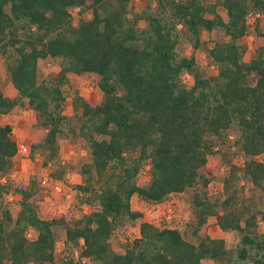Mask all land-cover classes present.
Segmentation results:
<instances>
[{"label": "trees", "instance_id": "1", "mask_svg": "<svg viewBox=\"0 0 264 264\" xmlns=\"http://www.w3.org/2000/svg\"><path fill=\"white\" fill-rule=\"evenodd\" d=\"M129 1L0 0V56L15 89L7 95L0 88V114L14 106L31 108L42 132L30 152L53 157L68 121L62 112L67 72L96 73L100 100L73 98L80 113L69 129L85 140L89 156L80 166L84 183L74 189L84 193L94 179H105L91 208L68 218L41 217L29 200L35 188L5 176L17 143L10 123H0V177L5 176L0 179V264H200L206 257L218 264H264V161L254 158L264 152V44L245 59L240 41L249 18L264 10V0H153L154 9L131 14ZM73 6L90 9V16L72 22ZM139 19L146 25L140 27ZM252 25L262 34L257 17ZM213 27L227 39L207 48L216 72L204 74L194 56L178 54L175 45L179 30L197 46L200 30ZM46 56L60 57L59 67L37 79V60ZM182 71L191 75L188 85L181 82ZM232 123L242 159L229 164L228 172L239 170L244 183L260 194L239 200L226 176L228 193L213 201L206 191L207 155L219 152L229 161L220 148ZM145 161L149 179L138 184L135 176ZM187 188L193 240L175 227L156 226L130 207L133 193L158 202ZM8 193L20 195L14 217L3 209ZM83 200L91 202L88 195ZM209 215L221 230L239 232L232 248L222 236L198 233ZM127 219L137 220L138 235L119 251L109 238ZM53 224L64 227L63 241L71 251L76 247V255L55 256Z\"/></svg>", "mask_w": 264, "mask_h": 264}, {"label": "rangeland", "instance_id": "2", "mask_svg": "<svg viewBox=\"0 0 264 264\" xmlns=\"http://www.w3.org/2000/svg\"><path fill=\"white\" fill-rule=\"evenodd\" d=\"M208 2L212 0H202ZM154 9L153 0H130L127 5L129 14L139 11L144 7ZM72 22L78 18H87L90 16V9L73 6L69 8ZM223 12L221 8H218ZM257 17L258 26L262 34H256L253 29V20ZM137 24L140 27L146 25L144 19H139ZM227 39L219 27L210 29L202 28L198 35V45H193L192 37L185 31L179 30L175 50L178 54L193 55L196 64L204 74H213L216 72V64L207 54V48L214 42ZM246 49L244 58L254 54V48L258 44H264V10H257L249 18L247 33L240 39ZM60 57L46 56L37 60V79L48 78L59 67ZM181 82L188 85L191 82V75L182 71L179 75ZM97 74L94 72H67V81L62 84L64 102L62 112L68 118V121L62 126V131L58 136L59 148L55 156H49L45 152H30V144L36 141L42 127L35 123L34 112L26 106H14L8 112L0 114V123L8 122L12 127V137L16 143L25 145L27 151H18L13 156V165L5 176L14 181L29 184L35 188V192L30 196L34 209L41 217L50 218L63 214L65 217H72L91 208L95 203V193L104 184V178H96L92 182L89 191L82 192L80 189H74L76 183H84V177L80 171L83 161L89 159L88 149L84 139L73 133L69 127L75 125V116L80 113V108L73 106V98L78 95L82 96L92 103H96L101 98V90L97 86ZM249 81H251L249 79ZM0 88L4 93L12 95L15 92L8 72L5 68L2 57L0 56ZM235 123L228 127L227 139L221 150L227 153L229 161L224 159L219 152L207 155L206 168L211 174V180L207 184V195L209 199L217 201L224 197L228 191L224 189L223 178L229 176L232 188L235 190L239 200L244 197L260 194L259 190H251L240 177L239 170L234 174H229V164L241 163L242 153L234 144ZM264 159V157H262ZM1 176L0 179H4ZM148 163L145 161L139 168L135 180L138 184L148 182ZM60 187L59 189H57ZM191 189L171 193L164 200L157 202L140 198L136 193L130 196V207L139 209L142 216L155 224L156 226H171L177 228L181 234L188 240H193L190 233V225L193 222V212L190 204ZM88 195L91 202H86L83 197ZM262 202L264 205V193ZM20 195L4 194L2 198L3 209L8 210L14 217L19 208ZM2 209H0V216ZM55 234V256L63 254L76 255V247L71 248L65 244L64 227L61 224L52 225ZM200 235L222 236L226 247L232 248L238 240L239 232L235 229L221 230L215 223L214 216L209 215L202 227L198 230ZM138 235V223L136 219H127L122 224L114 227L110 234V241L117 250H123L127 241ZM28 236H34V230L28 229ZM25 264H52L50 262H33L28 261ZM80 264H87L81 261ZM200 264H218L210 258H203Z\"/></svg>", "mask_w": 264, "mask_h": 264}, {"label": "built area", "instance_id": "3", "mask_svg": "<svg viewBox=\"0 0 264 264\" xmlns=\"http://www.w3.org/2000/svg\"><path fill=\"white\" fill-rule=\"evenodd\" d=\"M17 150L24 152V151H27V147L25 145H22V144H17ZM262 157H264V152L257 153L254 155V158L261 160V161H264V159ZM59 188L60 187H58L57 189H59Z\"/></svg>", "mask_w": 264, "mask_h": 264}, {"label": "crops", "instance_id": "4", "mask_svg": "<svg viewBox=\"0 0 264 264\" xmlns=\"http://www.w3.org/2000/svg\"><path fill=\"white\" fill-rule=\"evenodd\" d=\"M249 58V57H248ZM4 92V91H3ZM6 94V93H5ZM8 95V94H7ZM13 95V94H12ZM19 144V143H18ZM158 202H160V201H158ZM134 209V208H133ZM139 210V209H138ZM144 218V217H143ZM145 219V218H144Z\"/></svg>", "mask_w": 264, "mask_h": 264}]
</instances>
